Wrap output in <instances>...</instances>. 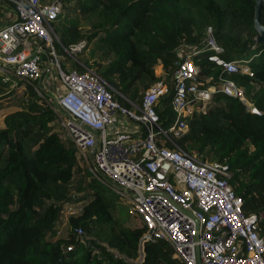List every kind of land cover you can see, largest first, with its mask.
I'll return each mask as SVG.
<instances>
[{
  "label": "trees",
  "instance_id": "trees-1",
  "mask_svg": "<svg viewBox=\"0 0 264 264\" xmlns=\"http://www.w3.org/2000/svg\"><path fill=\"white\" fill-rule=\"evenodd\" d=\"M60 2L61 11L52 21L58 50L83 40L85 48L89 43L93 56L102 61L88 63L81 51L78 64L70 61L68 69L82 70L80 64L91 68L124 105L127 102L119 95L138 104L144 90L158 79L153 66L162 67L167 90L155 110L164 127L173 119L172 73L190 52L185 48L183 54L176 53L186 24L193 31L187 37L191 46L203 49L205 29L210 26L224 59L246 60L251 75L225 73L206 58L205 51L191 54L200 78H209L201 88L218 84L220 78L232 80L259 113L215 91L204 112L194 111L186 119L187 131L174 142L201 160L227 165V181L242 201L241 210L258 217V234L264 240V43L255 42V34L243 37L233 31L240 27L255 32L254 0ZM260 22L264 25V7ZM84 24L87 29L81 28ZM62 66L66 67L64 62ZM6 85L0 81V93ZM20 106L3 117L0 128V264H130L112 250L128 259L138 257L143 225L140 221L131 228L122 225L113 216L114 206L98 190L83 201L70 199L75 165L72 142L52 130L51 108L31 95ZM164 145L171 147L168 142ZM62 209L71 210L64 220ZM62 223L66 228L56 235ZM75 228L92 235L86 244L78 240ZM143 251L141 264H183L172 257L164 241L147 240Z\"/></svg>",
  "mask_w": 264,
  "mask_h": 264
},
{
  "label": "built area",
  "instance_id": "built-area-1",
  "mask_svg": "<svg viewBox=\"0 0 264 264\" xmlns=\"http://www.w3.org/2000/svg\"><path fill=\"white\" fill-rule=\"evenodd\" d=\"M60 11L57 0H0V81L52 98L51 110L74 146L75 160L87 162L92 177L143 225L139 245L142 239L164 241L183 264H196V251L199 264H264L258 217L242 212V201L227 181V165L201 160L174 144V138L187 131L186 119L194 111L204 112L215 91L259 113L232 80L220 78L218 84L201 88L209 78H200L191 54L205 51L225 73L251 75L246 60L224 59L222 46L206 27L203 49L187 47L190 52L172 73L173 119L164 127L155 110L167 90L164 77L144 90L138 104L119 95L124 105L91 68L62 66L52 28ZM85 47L82 40L60 50L74 59ZM74 231L86 244L83 230Z\"/></svg>",
  "mask_w": 264,
  "mask_h": 264
},
{
  "label": "rangeland",
  "instance_id": "rangeland-1",
  "mask_svg": "<svg viewBox=\"0 0 264 264\" xmlns=\"http://www.w3.org/2000/svg\"><path fill=\"white\" fill-rule=\"evenodd\" d=\"M63 13V12H62ZM70 14H72L70 12ZM81 23L83 22V19L80 20ZM183 25V23H182ZM82 29H87V25L81 26ZM235 33H239L241 36L246 37V36H252L255 34V32L247 31V30H242L239 28L233 30ZM193 36V31L192 28L189 24H186V27H184L183 32H182V38L179 46L176 48V53L177 54H183L182 51H185V48L189 47L192 45V43L187 42V37ZM54 46L58 50V47L56 46L54 42ZM90 44L88 43L87 48L82 52L83 56L88 58V63H92L93 60H97L99 62H102L96 56H93V52H91ZM182 50V51H181ZM58 55L59 60L61 63L64 62L65 66L68 67L71 62H76V57L80 58V55L78 53L74 54L73 57L74 59H71L70 57L66 56L63 51L58 50ZM76 60V61H75ZM78 64V63H77ZM153 71L154 74L157 76L158 80H162L164 75H163V69L159 64H156L153 66ZM164 80V79H163ZM3 92L0 93V128L3 126L2 119L6 114H9L15 110L20 109L21 102L25 101L29 95L35 97L37 101L40 103L42 106H46L48 108H51L53 110L54 105L52 104V98L51 97H39L37 96L34 92L30 90V88L27 87H22V86H8L6 85L3 87ZM53 91L50 93L51 96H53ZM39 99V100H38ZM248 101V99H247ZM248 103H250L248 101ZM54 118L52 122H50V125L52 126V130L58 132L60 136L65 139L66 134L63 132V130L59 127L57 121H56V113L53 112ZM174 144L179 148L180 146L177 145V143L174 142ZM73 180L71 182L72 188L69 191V198L70 199H76L78 198L80 201H83L86 197L92 193L93 190H98L102 192L110 205L114 206L113 209V216L115 219H117L119 222L122 223V225L127 226L129 228L137 225L139 223V220L136 216L128 215L126 211L125 205L121 203V201L117 198L116 195H114L107 187L106 185L100 183L98 180L92 177V175L88 172V163L85 161H82L81 159L75 160V165L73 167ZM95 180L96 182L92 183L91 187L88 185V182H91L92 180ZM71 212V210L67 209H62L61 211V219H65V216ZM64 223H62L63 225ZM59 223H57V226ZM66 228V225H63L61 227V232L62 234ZM88 238L92 237L90 234H85ZM97 241L103 242V240L98 239ZM112 252L115 253V256L117 257H122L126 261H128L130 264H137L139 260V256L136 257L135 259H128L124 256L118 255V253L114 250ZM127 262V263H128Z\"/></svg>",
  "mask_w": 264,
  "mask_h": 264
},
{
  "label": "water",
  "instance_id": "water-1",
  "mask_svg": "<svg viewBox=\"0 0 264 264\" xmlns=\"http://www.w3.org/2000/svg\"><path fill=\"white\" fill-rule=\"evenodd\" d=\"M57 1H60V0H57ZM262 7H264V0H254L253 14H252V28L255 31V35H254L253 39L255 42H258V43H264V25H262V23L260 22ZM145 241H146V239H142L140 241V245H139L140 256H139L138 264H141L143 257H144L143 245H144ZM123 260L126 261L125 259H123ZM195 260H196V264H199L197 251H196V259ZM126 262H128V261H126Z\"/></svg>",
  "mask_w": 264,
  "mask_h": 264
},
{
  "label": "crops",
  "instance_id": "crops-1",
  "mask_svg": "<svg viewBox=\"0 0 264 264\" xmlns=\"http://www.w3.org/2000/svg\"><path fill=\"white\" fill-rule=\"evenodd\" d=\"M131 125V124H130Z\"/></svg>",
  "mask_w": 264,
  "mask_h": 264
}]
</instances>
